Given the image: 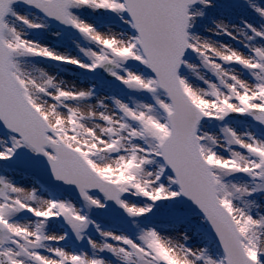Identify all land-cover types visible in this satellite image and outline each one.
<instances>
[{
  "label": "snow or ice",
  "instance_id": "obj_1",
  "mask_svg": "<svg viewBox=\"0 0 264 264\" xmlns=\"http://www.w3.org/2000/svg\"><path fill=\"white\" fill-rule=\"evenodd\" d=\"M216 7L0 0V264H264V24Z\"/></svg>",
  "mask_w": 264,
  "mask_h": 264
},
{
  "label": "rangeland",
  "instance_id": "obj_2",
  "mask_svg": "<svg viewBox=\"0 0 264 264\" xmlns=\"http://www.w3.org/2000/svg\"><path fill=\"white\" fill-rule=\"evenodd\" d=\"M225 19L230 24H237L239 25L241 23V20L247 21L251 24H253L256 27H260L261 24H264V20H261V18L256 15L247 4L243 3V0L238 1L236 4H229L225 2L224 0H217V7L214 9H208L207 15L205 19H201L198 21L197 27L195 31H197L201 35H209L207 32L204 31L205 27L211 28L213 27L212 21L213 19ZM118 23V22H117ZM54 31H60L63 33V35L58 40H53L52 38L49 39V43H60L64 45L65 47H68L73 51L76 52L75 46L70 43L72 39L79 40V37L75 36L74 34L68 32L65 29L60 28H54ZM39 33H33V38H39ZM216 39H220L217 37ZM226 42L230 44H234L236 47H241V45L235 44L234 41H231L227 38H224ZM63 50V49H62ZM196 63H199V61H196ZM50 71H55V69H50ZM61 75H64L61 73ZM242 127V125H238ZM255 131V129H253ZM10 167H14L15 165H8ZM257 199H260L259 197ZM260 203L264 204V199H260ZM187 214L190 216V220L188 222V226H196L200 224V214L194 211L185 210ZM113 215L111 212L105 213V212H97L95 213V216L98 219H102L105 216ZM126 222L121 220L117 224H111L110 227L114 228H123L125 226ZM201 227H204L203 225H200Z\"/></svg>",
  "mask_w": 264,
  "mask_h": 264
},
{
  "label": "water",
  "instance_id": "obj_3",
  "mask_svg": "<svg viewBox=\"0 0 264 264\" xmlns=\"http://www.w3.org/2000/svg\"><path fill=\"white\" fill-rule=\"evenodd\" d=\"M227 2H229V0H226ZM239 0H232V3L236 4ZM30 161H31V164L33 166V168L35 169V172L34 174L41 180H46V176H45V168H44V164L42 161H39V160H34V159H31L29 158ZM10 167V166H8ZM15 167V166H14ZM184 208L187 209V210H192V211H197L198 210L192 206L191 204H186L184 205ZM111 212V211H110ZM113 215H115V213L111 212Z\"/></svg>",
  "mask_w": 264,
  "mask_h": 264
},
{
  "label": "bare ground",
  "instance_id": "obj_4",
  "mask_svg": "<svg viewBox=\"0 0 264 264\" xmlns=\"http://www.w3.org/2000/svg\"><path fill=\"white\" fill-rule=\"evenodd\" d=\"M49 39H50V38H48V41H47V42H49ZM62 49H63V48H62ZM62 49H61V50H62Z\"/></svg>",
  "mask_w": 264,
  "mask_h": 264
}]
</instances>
